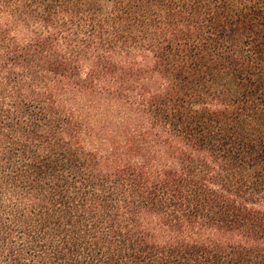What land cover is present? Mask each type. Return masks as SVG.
I'll return each mask as SVG.
<instances>
[{
    "label": "trees",
    "instance_id": "trees-1",
    "mask_svg": "<svg viewBox=\"0 0 264 264\" xmlns=\"http://www.w3.org/2000/svg\"><path fill=\"white\" fill-rule=\"evenodd\" d=\"M0 264H264V0H0Z\"/></svg>",
    "mask_w": 264,
    "mask_h": 264
},
{
    "label": "rangeland",
    "instance_id": "rangeland-1",
    "mask_svg": "<svg viewBox=\"0 0 264 264\" xmlns=\"http://www.w3.org/2000/svg\"><path fill=\"white\" fill-rule=\"evenodd\" d=\"M102 4H103V6H105V7L107 6V4H106L105 2H103Z\"/></svg>",
    "mask_w": 264,
    "mask_h": 264
}]
</instances>
